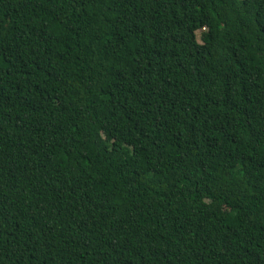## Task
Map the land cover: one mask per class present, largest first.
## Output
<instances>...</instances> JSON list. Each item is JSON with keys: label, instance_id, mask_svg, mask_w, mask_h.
Returning a JSON list of instances; mask_svg holds the SVG:
<instances>
[{"label": "trees", "instance_id": "trees-1", "mask_svg": "<svg viewBox=\"0 0 264 264\" xmlns=\"http://www.w3.org/2000/svg\"><path fill=\"white\" fill-rule=\"evenodd\" d=\"M0 264H264V0H0Z\"/></svg>", "mask_w": 264, "mask_h": 264}]
</instances>
